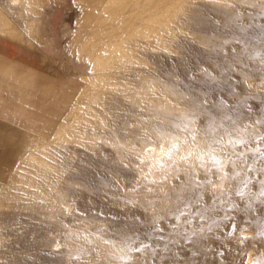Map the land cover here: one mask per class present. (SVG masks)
<instances>
[{
  "label": "rangeland",
  "instance_id": "1",
  "mask_svg": "<svg viewBox=\"0 0 264 264\" xmlns=\"http://www.w3.org/2000/svg\"><path fill=\"white\" fill-rule=\"evenodd\" d=\"M0 118L28 135L0 264H264V0H0ZM189 173L211 219L175 189Z\"/></svg>",
  "mask_w": 264,
  "mask_h": 264
},
{
  "label": "bare ground",
  "instance_id": "2",
  "mask_svg": "<svg viewBox=\"0 0 264 264\" xmlns=\"http://www.w3.org/2000/svg\"><path fill=\"white\" fill-rule=\"evenodd\" d=\"M123 2H124V0H115V5H118V6H120L121 4H123ZM207 16H205L203 13H200V12H196V11H194L193 13H192V15H190V17H188V18H185V23L188 25H190V26H192V27H194V28H204V27H207V26H209L210 25V20H208V18H206ZM229 19H230V16L229 17H225V20H226V22H228L229 21ZM230 22V21H229ZM234 24V23H233ZM3 25H6L9 29H11V26H10V22H8V21H5L4 22V24ZM234 25H242V24H240L239 22H236V24H234ZM247 38L249 39V40H251V39H254V37L252 36V34H250V35H248L247 36ZM255 40V39H254ZM119 45V44H118ZM110 49V48H109ZM115 49H116V47H115ZM117 51V50H116ZM243 52V51H242ZM244 54H245V52H243ZM243 53H238L237 55L239 56V55H242ZM125 56V55H124ZM100 59V58H99ZM93 65V64H92ZM98 67V66H97ZM95 73V72H94ZM95 75H97V76H101V73L100 74H95ZM103 76V75H102ZM125 76V75H124ZM98 78V77H97ZM108 78V77H107ZM99 79V78H98ZM102 80V79H101ZM107 80V79H106ZM108 81V80H107ZM108 83H109V81H108ZM110 84V83H109ZM146 83H143V85H145ZM114 85V84H113ZM165 85V84H164ZM164 85H162V86H164ZM116 86V85H115ZM167 87H169V86H166L165 88H167ZM171 88L173 87V86H170ZM163 90V89H162ZM163 92H164V90H163ZM100 94V93H99ZM164 95L165 96H167V97H169V93L167 94L166 92H164ZM106 96H107V94H106ZM117 96V95H116ZM116 96H113L112 95V103H113V107L111 108V109H109L108 111H107V114H108V116L110 117V118H115L116 116H117V110H116V108H117V102H119L118 101V99H119V96L118 97H116ZM109 96H107V98H108ZM120 103V102H119ZM110 104V103H109ZM116 104V105H115ZM111 106V105H110ZM106 107V106H105ZM106 109L107 108H105L104 110L106 111ZM121 109V108H120ZM116 110V111H115ZM104 111V112H105ZM118 117V116H117ZM116 117V118H117ZM119 150V149H118ZM145 150V151H144ZM144 152H143V156L141 155V158L143 157V159H148L149 158V160H150V158H151V162H152V160H153V162L152 163H154V160H156L154 157H156V155L159 153L158 151H157V148L153 145V144H147L146 146H145V148H144ZM126 152V151H125ZM78 153V152H77ZM117 153V152H116ZM123 151H119L118 153H117V155L119 156V158L120 157H123ZM76 154V153H75ZM66 155V154H65ZM69 155V154H68ZM116 155V154H115ZM73 156H75V155H73ZM79 156V155H78ZM128 156V155H127ZM66 157V156H65ZM126 156H124V158H125ZM146 157H148V158H146ZM68 158V157H67ZM75 158H76V156H75ZM78 158V157H77ZM76 158V159H77ZM123 158V159H124ZM75 159V160H76ZM122 159V158H121ZM120 159V160H121ZM125 159H127L128 160V158H125ZM73 161V160H72ZM78 161V160H77ZM124 161V160H123ZM62 162H63V160H62ZM62 162H61V166H62ZM67 163V162H66ZM68 163H69V161H68ZM67 163V164H68ZM136 163V162H135ZM63 164H64V162H63ZM123 164V163H122ZM125 164V163H124ZM66 165V164H65ZM128 165V164H127ZM124 166H126V165H124ZM129 166V165H128ZM128 166H126V168H128ZM134 166V165H133ZM122 168V167H121ZM125 168V167H124ZM179 168V167H178ZM127 170V169H126ZM131 170V169H130ZM171 170V169H170ZM174 170V169H173ZM237 170V169H236ZM121 171H122V169H121ZM123 171H125V169L123 170ZM238 172H242L243 171V169H238L237 170ZM94 172H95V169H86L85 171H84V176L85 177H87L88 179H93L94 178ZM120 172V171H119ZM126 173V172H125ZM237 173V172H236ZM194 174V173H193ZM196 174V173H195ZM71 175V174H70ZM203 175V174H202ZM202 175H199V174H196L195 176H197V177H199L200 178V180H198L197 181V183H199L200 181H202V180H207V179H204L203 177H202ZM69 176V175H68ZM126 176V175H125ZM192 175L189 173L188 175H186V176H184V177H181V181H187L188 179H189V177H191ZM124 178V177H123ZM181 181H178V183H179V185L175 188L176 190L178 189H181L182 187H184L185 185H184V183H182ZM150 184V183H149ZM130 185V184H129ZM209 183H204L203 185H202V187L201 188H199L200 189V192H202V194H203V197H202V200H203V202H204V207H206L207 209H208V202H207V200L205 199V194H206V192H208L209 191ZM139 188V187H138ZM127 190V189H126ZM143 190V189H142ZM133 191V190H132ZM170 194H172V193H168V192H166V191H164V190H161L160 192H159V194H158V196L159 197H161V198H166L167 196H170ZM157 195V194H156ZM126 196H128V195H126ZM140 196V195H139ZM188 196V193L186 194V195H184L183 196V200L184 201H188L187 199H186V197ZM129 197V196H128ZM141 197V196H140ZM134 198H135V195H134ZM141 199V198H140ZM134 203V202H133ZM137 204H138V202H136ZM157 204V203H156ZM137 207L136 208H134V209H137V210H139V211H136V212H138V213H140V209L139 208H142V209H147V208H150L151 207V205L150 204H139V205H136ZM174 206L176 207V211H178V209L180 208V204H178V202L176 201L175 202V204H174ZM199 208V207H198ZM134 209H128L127 211H126V214H127V212H128V214H130V215H133L134 216V213H133V210ZM97 210H99V211H101L100 209H97ZM141 214V213H140ZM205 214L206 215H209L208 217L211 219L212 218V213H209V212H207V211H201L200 212V214H198V216H201L202 217V220H204V218H206V216H205ZM176 215V214H175ZM178 215V214H177ZM126 217H128V215H126ZM180 217L182 218V220H183V222H189L190 224H194V219H193V217L192 216H190V215H187V214H181V215H178L177 216V220H173V221H171V220H168V221H166V222H162V226L163 227H171V228H178L179 226H180ZM224 230H226V229H224L222 226H220V225H216V232L217 233H221V232H223Z\"/></svg>",
  "mask_w": 264,
  "mask_h": 264
},
{
  "label": "crops",
  "instance_id": "3",
  "mask_svg": "<svg viewBox=\"0 0 264 264\" xmlns=\"http://www.w3.org/2000/svg\"><path fill=\"white\" fill-rule=\"evenodd\" d=\"M16 120V116H12ZM28 141L25 130L15 123L0 118V193L2 183L14 171Z\"/></svg>",
  "mask_w": 264,
  "mask_h": 264
},
{
  "label": "snow or ice",
  "instance_id": "4",
  "mask_svg": "<svg viewBox=\"0 0 264 264\" xmlns=\"http://www.w3.org/2000/svg\"><path fill=\"white\" fill-rule=\"evenodd\" d=\"M262 139H264V137H261ZM241 145H243L244 143H246L245 141H240L239 142ZM249 151H251V149H249ZM257 151H259V149H257ZM242 156L245 157V159L242 161V163H247V157H246V153H241ZM260 159L264 160V152L260 153ZM229 160H231V157H229ZM233 164H235V161H232ZM262 172H264V169H261ZM178 181H181V178H177ZM200 180L199 177L197 176H191L189 177V179L187 181H181L182 183L185 184V188L186 191L188 192V196L186 197V199L190 202L189 204H186L185 207H189L191 204H201L202 201V197L203 194L200 191H197V189L201 188L202 185L204 183H211L210 180H202L199 183H197V181ZM262 184H264V181L261 182ZM213 200L218 199V197L213 196L212 197ZM208 209L206 207H201V209H198V211H207ZM214 211V209H212ZM182 212V210H181ZM174 219L176 218L175 215L173 217ZM155 231H160L163 232L164 229L157 227L156 229H154Z\"/></svg>",
  "mask_w": 264,
  "mask_h": 264
}]
</instances>
